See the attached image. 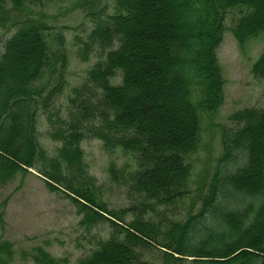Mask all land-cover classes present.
Returning <instances> with one entry per match:
<instances>
[{
	"label": "trees",
	"instance_id": "trees-1",
	"mask_svg": "<svg viewBox=\"0 0 264 264\" xmlns=\"http://www.w3.org/2000/svg\"><path fill=\"white\" fill-rule=\"evenodd\" d=\"M8 1L20 7L25 0H0V9ZM236 5L246 8L231 26L238 42L264 35V0H115L114 11L97 18L89 33L107 48L88 70L100 89L97 103L80 102L50 131L59 142L53 153L38 140L36 111H49L65 84L67 52L59 40L49 41L43 20L7 14L17 27L0 46V175L32 167L48 189L76 204L84 223L109 221V235L74 264H147L142 249L148 247L161 251L159 264H264V102L232 112L240 125L222 130L223 157H241L224 180L252 199L226 203L219 194L222 181H211L196 195L201 202L195 210L165 223L141 214L126 218L132 206L108 208L99 201L81 146L90 133L108 149L120 145L137 153L132 184L147 199L178 192L189 171L184 154L197 138L201 115L223 99L216 48L225 12ZM252 70L264 81V49ZM117 72L116 83L110 78ZM34 257L57 264L41 246ZM10 258L12 242L0 240V264Z\"/></svg>",
	"mask_w": 264,
	"mask_h": 264
},
{
	"label": "rangeland",
	"instance_id": "rangeland-1",
	"mask_svg": "<svg viewBox=\"0 0 264 264\" xmlns=\"http://www.w3.org/2000/svg\"><path fill=\"white\" fill-rule=\"evenodd\" d=\"M114 9L115 0H25L20 7L8 1L0 9V46L15 31V19L31 16L43 20L48 26L49 41L59 40L67 52L65 84L54 95L49 111L41 107L36 111L37 137L48 153L55 152L59 144L50 137V131L67 121L80 102L97 103L100 89L88 79V70L107 48L100 47L89 33L97 18ZM245 10L236 5L225 12L222 39L216 48L224 79L223 99L214 111L201 115L197 138L184 154L189 171L179 186L182 192L172 189L169 197L145 198L133 187L131 179L138 154L120 145L108 149L102 139L85 133L81 140L84 161L93 177L96 197L106 207L132 206L126 218L141 214L165 223L171 218H183L190 208L195 210L201 202L196 195L206 192L211 181L216 180L222 181V201L243 204L252 199L240 196L224 180L226 170H233L241 157H223L222 142V130L240 125L231 119L232 112L244 107L259 108L264 102V81L252 70L253 62L264 49V35L259 32L239 43L231 31L234 21ZM7 14L15 19L7 18ZM110 80L119 82L120 73ZM81 219L76 204L62 191L48 189L34 168L17 169L4 179L0 175V240L12 242L9 264H42L34 257L37 246L52 255L57 264L76 263L91 252L99 237L111 232L108 220L84 223ZM160 257L161 251L156 247L142 249L147 264H159Z\"/></svg>",
	"mask_w": 264,
	"mask_h": 264
}]
</instances>
